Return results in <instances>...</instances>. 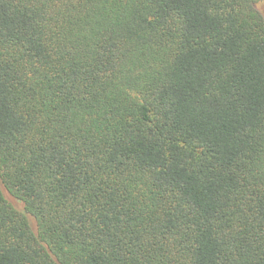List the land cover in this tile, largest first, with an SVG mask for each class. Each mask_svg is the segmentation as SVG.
Returning <instances> with one entry per match:
<instances>
[{
    "label": "trees",
    "instance_id": "16d2710c",
    "mask_svg": "<svg viewBox=\"0 0 264 264\" xmlns=\"http://www.w3.org/2000/svg\"><path fill=\"white\" fill-rule=\"evenodd\" d=\"M264 0H0V264H264Z\"/></svg>",
    "mask_w": 264,
    "mask_h": 264
},
{
    "label": "rangeland",
    "instance_id": "374dc122",
    "mask_svg": "<svg viewBox=\"0 0 264 264\" xmlns=\"http://www.w3.org/2000/svg\"><path fill=\"white\" fill-rule=\"evenodd\" d=\"M261 10H262V12L264 13V2H263V4H262V6H261Z\"/></svg>",
    "mask_w": 264,
    "mask_h": 264
}]
</instances>
